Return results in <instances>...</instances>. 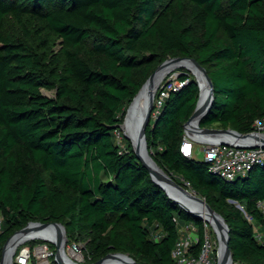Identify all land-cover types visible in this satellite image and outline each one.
<instances>
[{
	"label": "trees",
	"instance_id": "16d2710c",
	"mask_svg": "<svg viewBox=\"0 0 264 264\" xmlns=\"http://www.w3.org/2000/svg\"><path fill=\"white\" fill-rule=\"evenodd\" d=\"M170 57L195 59L211 80L200 127L248 133L264 117V0H0V251L28 222L61 223L90 262L118 252L172 264L189 224L200 245L205 223L169 200L119 128ZM178 81L151 112L148 155L222 217L233 264H264V164L227 181L183 156L199 91L184 69Z\"/></svg>",
	"mask_w": 264,
	"mask_h": 264
},
{
	"label": "water",
	"instance_id": "95a60500",
	"mask_svg": "<svg viewBox=\"0 0 264 264\" xmlns=\"http://www.w3.org/2000/svg\"><path fill=\"white\" fill-rule=\"evenodd\" d=\"M181 62H188L189 64H191V66L193 67V70H190L189 68H186L185 66H179L180 68H185L187 70H189L195 78V81L197 83L198 86V99L196 101L195 104V108L193 110V112L191 113V115L189 116V118L187 119V121L183 124V131L192 135H197L199 137V139H201L204 142H221L224 143L227 139L224 138H217L215 141H208L206 137H218V136H224L227 135L229 137H231V139L233 140H237L239 142H245L248 137H252V135L250 133H239L233 129L230 128H212V127H200L199 126V121L200 119L207 113V111L209 110L211 103L213 101V85L211 83L210 78L208 77L205 69L193 58H187V57H170L167 58L166 60H164L163 62H161L160 64L157 65V67L155 68V70L147 77V79L143 82V84L140 86V88L138 89V91L136 92V94L134 95V97L132 98V100L130 101V103L128 104L126 110H125V115L123 118V122L124 119L130 109V107L133 105V103L135 102V100L137 98L140 97L141 93L143 90L147 91L148 94V102L146 104L145 110L143 111V113L140 115V117H138L137 119V131H138V139L139 141L142 140L145 150L147 151V147H146V142H145V129L147 127V125L150 122V115L151 112L153 110V100L155 98V93L158 87V84L156 86L153 87L152 85V80L154 77V74L156 73V71L158 69H160L162 66L168 64V63H181ZM204 81L206 88H207V92H206V97L203 103L202 108L199 110L198 109V104H199V100H200V96H201V87H200V83H199V77ZM122 122V124H123ZM194 123V126L192 127ZM122 124L119 125V128L121 129ZM192 127V128H191ZM123 136L128 139L130 141V144L132 146L133 152L136 156V158L140 161V163L142 164L143 167H145V169L147 170L151 180L157 185L159 186L164 193L166 194L165 190L163 189V187L154 179V175H156L158 178H160L162 181L168 182L169 184H171L173 187H175L176 189H178L179 191L183 192V193H192L193 195L191 196L194 200H197L203 204H205L206 208L209 210V212L218 220L221 221L224 229H225V239H224V258L223 259H218L217 257V253H216V263L215 264H233L232 263V259H231V253H230V249L228 246V240H229V236H228V229L227 226L224 222V220L222 219V217L216 213L206 202L203 198H201L200 196H198L197 194H195L194 192H191L187 189H185L184 187H182L181 185L177 184L172 178H170L169 175H167L161 168H159L156 163L152 160V158L150 157L151 160V165L147 164L146 162H144L142 160V158L140 157L139 153L137 152V149L133 143V141H131L124 133ZM255 139L259 140L260 144L262 146H264V139H259L258 137H254ZM240 147H249L247 144H240ZM148 153V152H147ZM166 196L169 198V200H171L174 204H176L180 209H182L183 211L191 214L192 216L199 218L200 217L190 211H188L187 209H185L184 207H182L178 202L172 200L167 194ZM239 207V205H237ZM47 228H52L55 230L57 236H58V242L54 243L56 248L59 250L60 247V243L61 241V237H63L65 239V229L64 226L61 223H57V222H53V223H39V222H28L23 228L15 231L3 244L1 251H0V264L3 263V256H4V252L5 249L9 243V241L15 237L16 235H20V234H24L26 232H29L31 230H36V231H44ZM212 228V227H211ZM212 231L215 234V230L212 228ZM44 239V238H43ZM47 240V239H44ZM53 243V242H52ZM73 248H75L74 245H72ZM58 250L54 256V262L56 264H63V262L59 259L57 253ZM125 259L128 260L129 263L131 264H141L135 260H133L131 257H129L127 254H122V253H118V252H111L106 254L105 256H103L102 258L98 259L95 262H92L91 264H106L107 261H112L113 263L110 264H121Z\"/></svg>",
	"mask_w": 264,
	"mask_h": 264
},
{
	"label": "built area",
	"instance_id": "2783aa9c",
	"mask_svg": "<svg viewBox=\"0 0 264 264\" xmlns=\"http://www.w3.org/2000/svg\"><path fill=\"white\" fill-rule=\"evenodd\" d=\"M182 84L183 82H178L176 86H173L170 82H165L159 87L160 90L153 100V115L158 113L163 99L167 96V91L175 90ZM248 133L252 137H248L245 142L227 139L221 143L218 141L204 142L197 135L184 132L179 151L183 156L190 157L199 148L198 150L203 151V161L209 165L212 173L227 181L233 180L237 176L246 174L253 166L264 164V146L254 138L264 139V117L255 120L252 130ZM240 144H247L249 147H240ZM179 233L180 235L171 252L172 264H213L210 256L213 251L210 249V238L207 232L204 233L198 247L196 246L199 239L193 225L181 227ZM261 236L260 233H256L258 241L261 240ZM16 262L17 264L30 263L29 255L25 249L21 250Z\"/></svg>",
	"mask_w": 264,
	"mask_h": 264
},
{
	"label": "bare ground",
	"instance_id": "6f19581e",
	"mask_svg": "<svg viewBox=\"0 0 264 264\" xmlns=\"http://www.w3.org/2000/svg\"><path fill=\"white\" fill-rule=\"evenodd\" d=\"M176 66H185L186 68H189L190 70H193V67L191 64L188 62H181V63H168L164 66H162L160 69L156 71L154 74L153 80H152V85L153 87L156 86L160 80L163 78V76L173 69ZM199 77V76H198ZM199 83L201 87V96L198 104V109L200 110L203 106L205 97H206V92L207 88L204 83V81L199 77ZM148 94L146 90H143L140 97L135 100L133 105L130 107L124 122L121 126L122 130L124 131V134L131 140L133 141L137 152L139 153L140 157L144 162L147 164L151 165V160L150 157L145 150L143 141L138 139V131H137V126L136 122L138 117L143 113L145 110L146 104L148 102ZM194 126V123L192 127ZM191 127V128H192ZM224 138V139H231V137L224 135V136H218V137H206L208 141H215L217 138ZM154 179L163 187L165 190L166 194L174 201L178 202L182 207L187 209L188 211L198 215L201 219L206 221L207 223L210 224V226L215 230V236L217 239V244H218V254L217 257L218 259H223L224 258V239H225V229L221 223L220 220L216 219L206 208L205 204L194 200L191 196L193 195L192 193H183L173 187L171 184L168 182L162 181L160 178H158L156 175H154ZM192 192V191H191ZM44 238L47 239L50 242L57 243L58 242V236L55 232L54 229L52 228H47L44 231H36V230H31L29 232H26L24 234L16 235L13 237L4 252L3 256V263L2 264H12V254L15 251L16 247L20 245L21 243L25 242L26 240H31L33 238ZM61 243L60 247L58 250V257L59 259L63 262V264H78L75 262L72 257L77 255L75 254L76 249H71L69 251V254H67L63 248V242L64 238L61 237ZM113 263L111 260L107 261L106 264ZM121 264H131L128 262L127 259H125Z\"/></svg>",
	"mask_w": 264,
	"mask_h": 264
},
{
	"label": "rangeland",
	"instance_id": "374dc122",
	"mask_svg": "<svg viewBox=\"0 0 264 264\" xmlns=\"http://www.w3.org/2000/svg\"><path fill=\"white\" fill-rule=\"evenodd\" d=\"M6 29H7V31L12 32L14 34H18V31H19L17 24L13 20L7 21ZM179 69H184V70L188 71L190 76L194 78V75L189 70H187L185 68H180L179 66H176L173 69H171L170 71H168L163 76V78L158 83L157 89L162 84H164L165 82H168V83L170 82L173 86H176L179 82L178 81V70ZM42 92L47 96L52 95L50 91L43 90ZM212 128H220V127L215 124L212 126ZM120 130H121L122 135H123L124 131L122 130V128ZM199 145L202 146L201 143H199ZM198 149L196 150L194 155L196 156L197 159L201 160V159H203V151L198 150ZM102 179L104 180V177ZM200 220L205 223V231L207 233H210V245H211L210 249H211V251H215V256H216V253L218 254V251H217L218 244H217L216 236H215L214 232L212 231L210 224L201 218H200ZM72 245H74L75 248H73ZM63 248L67 254H69V251L71 249H76L75 254L77 255V257L73 256L72 259L75 262H77L78 264H91L92 263L89 261V258L86 254L84 240L77 239L76 242H73L72 240H69V238L67 237V235L65 233ZM23 249H25L27 251V253L29 255V261L31 262L33 260L35 262V264H41L43 262L45 264H54L55 263L54 262V256L58 250L54 243H52L48 240H44L41 237L40 238L39 237L33 238L31 240H26L25 242L18 245V247H16L15 251L13 252L12 264H17V262H16L17 256L19 255V253Z\"/></svg>",
	"mask_w": 264,
	"mask_h": 264
}]
</instances>
